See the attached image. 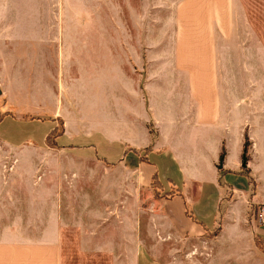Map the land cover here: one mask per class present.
<instances>
[{
	"label": "crops",
	"instance_id": "obj_1",
	"mask_svg": "<svg viewBox=\"0 0 264 264\" xmlns=\"http://www.w3.org/2000/svg\"><path fill=\"white\" fill-rule=\"evenodd\" d=\"M15 1L36 30L0 39V264H163L194 239L264 264V0Z\"/></svg>",
	"mask_w": 264,
	"mask_h": 264
},
{
	"label": "rangeland",
	"instance_id": "obj_2",
	"mask_svg": "<svg viewBox=\"0 0 264 264\" xmlns=\"http://www.w3.org/2000/svg\"><path fill=\"white\" fill-rule=\"evenodd\" d=\"M29 4H23L16 2L15 0H0V39H13L9 40L8 43H6V49L7 56L10 55V51H16L17 49L19 51L23 52H29V45L27 43H21L18 44L16 41L18 39H34L31 38V33L33 34V31H35V27H32L30 24V21L28 19L29 15ZM118 18L119 20L124 21L127 13L123 11L118 12ZM132 23V22H130ZM141 28L139 27H119L118 28V35L119 37H122V39H130L129 46L132 48V50L135 51H142L143 49L140 48V44L138 39L141 37ZM154 32V31H153ZM102 35H107L106 38L102 39H109V29H102ZM15 41V42H14ZM1 47L3 45L1 44ZM16 49V50H14ZM121 55H119V61ZM25 77V75H24ZM2 101L0 102V104ZM1 109V108H0ZM11 112H6L7 114H12L13 110H10ZM1 113L0 116L6 114ZM27 117H30L27 115ZM11 126L7 123L4 125L2 130L5 133H8L11 131ZM24 129L28 131L26 127H20V129ZM59 129H63L62 125H59ZM22 131V130H21ZM55 134V133H54ZM53 134V135H54ZM152 189L154 190L155 196L161 197L165 196L166 193H173L176 192V190L172 189L170 191H163L161 188V185L159 183H156V185H152ZM92 190V189H91ZM75 196H77V199H74L75 205L78 207V210L81 211L83 207V199L81 196L76 195V189H74ZM96 203V199L93 200L92 205ZM99 203H97V206ZM143 229L141 231L143 240L148 246H152L156 243L155 237L153 233L151 232V229L148 225V218L145 215L143 220ZM112 230L118 231L119 229L112 228ZM218 232V229L209 232L207 237L215 236ZM210 235V236H209ZM257 246L260 250L264 251V248L261 247L257 241ZM173 245L169 243L165 244H159L156 246L157 250H155V254L160 255V258L163 262V264H204L206 261L207 254L204 252L205 250V244L203 242V239H194L189 240L184 244H181L179 246V251L173 252L170 248H172Z\"/></svg>",
	"mask_w": 264,
	"mask_h": 264
},
{
	"label": "trees",
	"instance_id": "obj_3",
	"mask_svg": "<svg viewBox=\"0 0 264 264\" xmlns=\"http://www.w3.org/2000/svg\"><path fill=\"white\" fill-rule=\"evenodd\" d=\"M62 132H63V129L60 130L59 127H57L56 129H54L53 132L48 136V139H47L49 145H51V146H56V145H57L56 138H57ZM54 133H55V134H54ZM53 134H54V135H53ZM248 144H249V143H248V137H246V141H245V147H246V148L248 147ZM223 160H224V152H222V154H221V156H220V164L223 162ZM156 183H159V184H160L157 175H155V176L153 177L152 185H156ZM175 193H177V194H181L180 191H176V192H173V193H166L165 196H172V195L175 194ZM256 241H257V243H258L261 247L264 248V245H263L262 241H261L258 237L256 238Z\"/></svg>",
	"mask_w": 264,
	"mask_h": 264
},
{
	"label": "built area",
	"instance_id": "obj_4",
	"mask_svg": "<svg viewBox=\"0 0 264 264\" xmlns=\"http://www.w3.org/2000/svg\"><path fill=\"white\" fill-rule=\"evenodd\" d=\"M254 215L258 224H264V205L259 206Z\"/></svg>",
	"mask_w": 264,
	"mask_h": 264
},
{
	"label": "water",
	"instance_id": "obj_5",
	"mask_svg": "<svg viewBox=\"0 0 264 264\" xmlns=\"http://www.w3.org/2000/svg\"><path fill=\"white\" fill-rule=\"evenodd\" d=\"M0 93H1V91H0ZM244 159H245V157H244ZM246 162V161H245ZM245 164V163H244Z\"/></svg>",
	"mask_w": 264,
	"mask_h": 264
}]
</instances>
